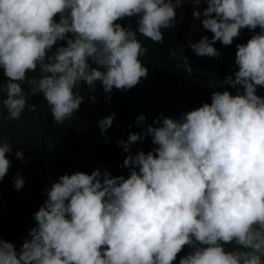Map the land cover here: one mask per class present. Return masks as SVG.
<instances>
[{"label": "clouds", "instance_id": "clouds-1", "mask_svg": "<svg viewBox=\"0 0 264 264\" xmlns=\"http://www.w3.org/2000/svg\"><path fill=\"white\" fill-rule=\"evenodd\" d=\"M184 2L0 0V108L19 120L37 108L29 97L42 95L54 123L63 125L85 103L78 85L94 93L99 84L106 102L113 89L130 91L148 75L140 38L161 44V30L175 28ZM192 18L193 30L199 21L212 34L189 37L197 57L220 58L218 41L228 47L243 30L251 33L235 45L238 70L212 91L210 103L177 118L160 113L155 126L138 116L145 130L117 142L127 177L97 167L63 174L45 188L19 248L0 235V264H175L186 246L193 250L178 264H264V97L257 95L264 89V0H199ZM126 19H136L134 30L120 23ZM183 63L191 75L187 57ZM37 69L42 75L29 78ZM115 116L97 122L105 140ZM146 138L151 150L132 155L131 146ZM10 153L0 136V182L12 167ZM14 155L27 162L22 149ZM12 183L19 191L25 180L17 174Z\"/></svg>", "mask_w": 264, "mask_h": 264}, {"label": "trees", "instance_id": "trees-1", "mask_svg": "<svg viewBox=\"0 0 264 264\" xmlns=\"http://www.w3.org/2000/svg\"><path fill=\"white\" fill-rule=\"evenodd\" d=\"M190 0H185L184 5L179 8L182 13L181 18L176 15L177 23L173 30L174 36L178 40L180 47L184 49L185 57L192 67L191 77L205 82H214L221 80L226 74V63L221 55L220 58L197 57L190 48L188 40L191 36L192 42H197L202 36H208L211 39V33L205 31L200 22L197 21V32H189L188 20L192 15L193 7L199 5V0H192L194 6L190 5ZM206 5L201 4L198 10H202ZM176 12V13H179ZM58 19V17H57ZM123 26L131 24V28H136V19L120 21ZM259 31V29H257ZM251 33L243 30L239 38L234 39L233 45L225 47L227 58L232 66H235V45L237 43H246ZM145 47L148 48V54L141 57L142 62L148 71L158 79L176 86L175 70L168 55L165 46L153 43L150 40L140 38ZM63 43V42H61ZM214 47L220 52L217 44ZM238 69L234 68L230 75ZM29 78L42 75L39 69L36 72L28 73ZM4 77L0 72V83H4ZM25 92L29 90V85H22ZM219 87V86H218ZM199 88L191 87V95L195 107L203 103H210L212 91L219 88ZM224 90L235 92V90L225 86ZM89 89L86 85H81V95L85 97V103L80 106L79 111L73 115L70 120L63 125L55 124L52 135V151L59 176L63 174H72L80 171L91 174V172L100 167L107 169L113 177L124 175L127 177V169H122L123 160L126 153L117 142L121 139L126 140L129 132H135V123L126 101L119 93L113 89L110 102H106V94L103 89L97 85L96 91ZM95 96V103H92L88 97ZM257 95L264 97V89L258 88ZM6 96V94H0ZM29 104H36L35 111L27 109L19 120H8L7 110L0 108L3 112V118H0V136L4 137L12 146V153L6 154L11 160L12 167L8 174L0 182V235L5 240L13 242L34 226L33 213L43 204L47 198L43 195V190L48 188L41 168L38 153V132L41 130L48 106L42 95L29 97ZM115 113V119L112 126L107 130L105 140L100 135L97 122L105 117ZM131 125V127H129ZM153 145L151 138H146L140 143L139 150L147 153ZM22 149L26 163H22L15 158V152ZM21 175L25 184L24 187L16 191L12 180L17 175ZM179 258L175 264H178Z\"/></svg>", "mask_w": 264, "mask_h": 264}, {"label": "water", "instance_id": "water-1", "mask_svg": "<svg viewBox=\"0 0 264 264\" xmlns=\"http://www.w3.org/2000/svg\"><path fill=\"white\" fill-rule=\"evenodd\" d=\"M174 28L162 29L163 42L171 62L175 70L176 86L173 87L168 83L158 79L148 71L146 79L130 91L119 93L126 101L131 110L132 117L135 123V132H142L145 130V125H153V120L158 114L163 113L165 117L177 118L181 113L194 110L195 104L191 95V87H199L212 89L219 86L231 71L237 67L232 66L230 60L227 58V53L224 46L218 41L216 44L220 48V53L226 63V74L218 81L205 82L199 79H193L184 67V49L180 47L178 40L173 33ZM215 83L216 85H213ZM79 90L81 85L77 86ZM145 117V125L137 126L136 119L138 116ZM55 127L54 120L51 116L50 109L48 108L45 115L41 130L38 132V153L41 168L48 188L52 183L58 180L59 173L56 168L53 151H52V135ZM140 142L134 144L130 148V153L135 155L139 151ZM23 237L15 241L17 248H19ZM230 247V246H229ZM193 249L187 246L178 255V258L185 256Z\"/></svg>", "mask_w": 264, "mask_h": 264}, {"label": "rangeland", "instance_id": "rangeland-1", "mask_svg": "<svg viewBox=\"0 0 264 264\" xmlns=\"http://www.w3.org/2000/svg\"><path fill=\"white\" fill-rule=\"evenodd\" d=\"M189 3H190V5L194 6V2H193L192 0H190ZM176 12H179V8L176 10ZM176 15H177L179 18H181L182 13L179 12V13H176ZM188 22H189V23H188V26H189V32H190V34H191V33H196V32H197V21H195L196 28H195V30H193V18H192V15L190 16ZM20 237L26 238V237H27V233L21 235ZM20 237H19V238H20ZM21 242H22V241H21ZM20 244H21V243H20Z\"/></svg>", "mask_w": 264, "mask_h": 264}, {"label": "flooded vegetation", "instance_id": "flooded-vegetation-1", "mask_svg": "<svg viewBox=\"0 0 264 264\" xmlns=\"http://www.w3.org/2000/svg\"><path fill=\"white\" fill-rule=\"evenodd\" d=\"M237 67V66H236Z\"/></svg>", "mask_w": 264, "mask_h": 264}]
</instances>
